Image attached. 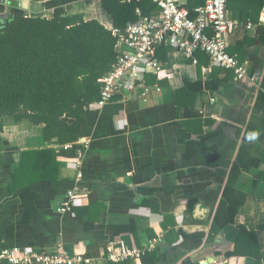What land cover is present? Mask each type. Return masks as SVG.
Instances as JSON below:
<instances>
[{"label": "crops", "instance_id": "crops-1", "mask_svg": "<svg viewBox=\"0 0 264 264\" xmlns=\"http://www.w3.org/2000/svg\"><path fill=\"white\" fill-rule=\"evenodd\" d=\"M102 1L0 0V12L17 2L29 14L52 18L63 9L114 29ZM227 7L238 23L228 51L246 64L247 80L211 66L203 51L195 64L161 47L162 70L145 76L148 95L93 103L72 148L46 140L43 125L4 126L0 250L62 247L88 264H256L231 254L245 227L257 234L264 263V3L259 15L258 7L244 15L243 1ZM72 190L78 197L62 212ZM133 247L146 252L109 258Z\"/></svg>", "mask_w": 264, "mask_h": 264}, {"label": "trees", "instance_id": "trees-1", "mask_svg": "<svg viewBox=\"0 0 264 264\" xmlns=\"http://www.w3.org/2000/svg\"><path fill=\"white\" fill-rule=\"evenodd\" d=\"M240 1L246 16L254 14L255 7L259 15L264 3L253 0L247 6L251 0H228ZM102 4L118 28L137 19V6L147 14L158 10L152 0H103ZM5 16L8 21L2 27ZM116 43L113 29L96 19L86 21L63 9L48 18L29 14L13 2L9 13L0 17V131L8 122H28L43 125L48 141H77L85 111L100 99L101 78L117 61ZM241 230L231 254L252 256L256 264H264L257 234L245 227Z\"/></svg>", "mask_w": 264, "mask_h": 264}, {"label": "built area", "instance_id": "built-area-1", "mask_svg": "<svg viewBox=\"0 0 264 264\" xmlns=\"http://www.w3.org/2000/svg\"><path fill=\"white\" fill-rule=\"evenodd\" d=\"M123 1L135 3L139 0ZM152 1L158 10L147 14L137 6L135 21H130L124 28L113 29L117 36V61L101 78L100 99L94 104L103 106L117 95L138 98L148 95L152 87L146 83L145 76L148 68L156 72L162 70L157 54L161 47L183 51L195 64L198 63L196 52L203 51L208 55L211 66L233 70L243 81L249 78L246 64L228 51L229 34L238 27V23L227 16V0H205L197 5H191V2L202 0ZM5 3L10 5V1ZM2 15L0 12V17ZM203 70L209 71L210 67H203ZM73 144L65 143L63 148L70 149ZM77 163L80 165L81 160ZM77 197L76 190L69 191L62 212L71 210V202ZM145 252V248L133 247L120 253H110L109 258L113 261L138 260ZM91 260L80 254L72 255L62 247L52 252L20 247L0 250V263L9 264H88Z\"/></svg>", "mask_w": 264, "mask_h": 264}, {"label": "water", "instance_id": "water-1", "mask_svg": "<svg viewBox=\"0 0 264 264\" xmlns=\"http://www.w3.org/2000/svg\"><path fill=\"white\" fill-rule=\"evenodd\" d=\"M7 21H8V19H7L6 16L2 18V23H3L2 27H5V24H6ZM201 264H212V262L208 259L205 262H202Z\"/></svg>", "mask_w": 264, "mask_h": 264}, {"label": "clouds", "instance_id": "clouds-1", "mask_svg": "<svg viewBox=\"0 0 264 264\" xmlns=\"http://www.w3.org/2000/svg\"><path fill=\"white\" fill-rule=\"evenodd\" d=\"M256 138V134L253 133L251 136H250V139H255Z\"/></svg>", "mask_w": 264, "mask_h": 264}, {"label": "rangeland", "instance_id": "rangeland-1", "mask_svg": "<svg viewBox=\"0 0 264 264\" xmlns=\"http://www.w3.org/2000/svg\"><path fill=\"white\" fill-rule=\"evenodd\" d=\"M227 14H228V11H227ZM229 17V16H228ZM8 119H10V118H8Z\"/></svg>", "mask_w": 264, "mask_h": 264}]
</instances>
